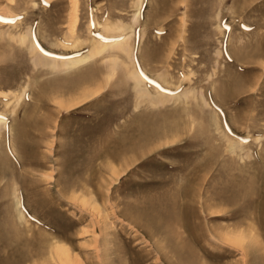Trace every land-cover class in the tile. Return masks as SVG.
I'll return each mask as SVG.
<instances>
[{"label":"rangeland","instance_id":"rangeland-1","mask_svg":"<svg viewBox=\"0 0 264 264\" xmlns=\"http://www.w3.org/2000/svg\"><path fill=\"white\" fill-rule=\"evenodd\" d=\"M2 117L0 264H264V0H0Z\"/></svg>","mask_w":264,"mask_h":264},{"label":"bare ground","instance_id":"bare-ground-1","mask_svg":"<svg viewBox=\"0 0 264 264\" xmlns=\"http://www.w3.org/2000/svg\"><path fill=\"white\" fill-rule=\"evenodd\" d=\"M136 16L137 15H134V18H133V22L135 23V18H136ZM77 23V22H76ZM109 23V22H108ZM108 26V25H107ZM124 26V25H123ZM123 26L120 24L118 27H117V29H115V27L113 28V29H115V31H117L118 29H122L123 28ZM74 27V26H73ZM109 27V26H108ZM107 27V28H108ZM102 28V27H101ZM104 28V27H103ZM106 28V27H105ZM111 27H109V29H110ZM127 28V27H126ZM108 29V30H109ZM112 29V28H111ZM110 29V30H111ZM106 30V29H105ZM103 31V30H102ZM107 31V30H106ZM105 31V32H106ZM127 31H129V32H127ZM130 28L128 27V29H123L122 31H120L121 33V35H119V37L117 36L116 38H112V39H107L106 37H105V33L104 34H100L99 35V37L97 38V39H95L94 40V43H93V48L92 49H90L87 53H84V54H81V55H78V56H74V57H63V56H60V55H55V54H52V53H48V52H45V51H43V50H39L38 49V47L36 46V44H34L33 42L31 43V41H29V37L27 36V34L26 35H23V36H20L18 39H19V41L21 42V43H27V45H28V42H29V46H28V48H29V50H30V52L31 53H33L34 54V64H36V65H42V66H44V67H49L50 69H53V70H59V69H64V70H71V69H74V68H77V67H80L81 65H85L86 63H89L91 60H93L95 57H97V56H99V55H101V54H103L107 49L109 50L110 48H112V49H117V50H119V51H121V52H123L124 54H125V56H127L128 58H129V60H130V51H129V47L127 46V45H129V44H126V42H127V40L126 39H129L128 37H129V35H130ZM104 32V31H103ZM102 32V33H103ZM118 32V31H117ZM26 33V32H25ZM28 39V40H27ZM129 41V40H128ZM77 43V42H76ZM73 45H74V43H73ZM75 45H77V44H75ZM74 45V46H75ZM25 46V45H24ZM27 47V46H26ZM73 47V46H72ZM39 54H38V53ZM113 56H115V55H110L109 54V57H110V61H111V63H112V65L114 66V65H116L119 61H117V59H114V58H112ZM106 57H108V56H106ZM123 61V60H122ZM124 62V61H123ZM125 63V62H124ZM113 66H112V69H113ZM82 67V66H81ZM117 68V67H116ZM126 69H127V67H126ZM129 69V68H128ZM52 70V71H53ZM127 71V70H126ZM128 72V77H130L131 78V80L135 83V89H136V92H137V94H139V97H141L142 95H145L146 94V92L145 91H142V84L145 82V81H147L148 83H150V85H151V83L152 84H154V85H156V87L158 88V90L157 91H159L157 94L159 95V94H161V92H165L164 91V89L165 90H167L168 91V89H166V88H162L161 86H160V84L159 85H157L156 84V82L155 81H153V80H151V79H148L145 75H143V74H138L137 72H135L133 69L131 70H128L127 71ZM82 78H85V76H81ZM163 85H164V83H163ZM152 86V85H151ZM144 89V88H143ZM154 89H155V87H154ZM169 92V93H168ZM167 92V94H166V96H162V95H159L160 97H158V96H156L157 98H156V100H155V97H153V99L156 101V102H158V103H164L167 99H168V97L170 98V96H168L169 94H171L170 93V91H168ZM145 93V94H144ZM156 93V92H155ZM4 94V93H3ZM156 94V95H157ZM141 95V96H140ZM147 96H148V94H146ZM172 95V94H171ZM175 95V94H174ZM155 96V95H154ZM173 96V95H172ZM144 97V96H143ZM18 98V97H17ZM142 98V97H141ZM149 98H151L152 99V97H149ZM152 99V101H151V104L153 103V100ZM154 101V102H155ZM167 102H168V100H167ZM153 104H155V103H153ZM3 118V117H2ZM4 121H5V119L3 118V119H1L0 118V124H3L4 123ZM1 126V125H0ZM152 222V221H151ZM154 223V222H153ZM237 235V234H236ZM235 245H237V244H235ZM239 245V244H238ZM241 245V244H240ZM62 250V249H61ZM61 252H63V251H61ZM63 254H65L64 252H63ZM60 255V254H59Z\"/></svg>","mask_w":264,"mask_h":264}]
</instances>
